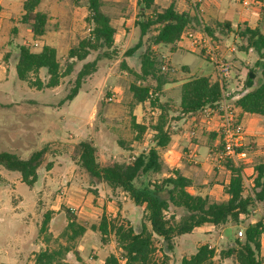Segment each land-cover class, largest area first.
<instances>
[{"label":"rangeland","instance_id":"1","mask_svg":"<svg viewBox=\"0 0 264 264\" xmlns=\"http://www.w3.org/2000/svg\"><path fill=\"white\" fill-rule=\"evenodd\" d=\"M100 2L102 10L111 18L116 28V47L119 53L115 59L99 62L98 75L88 77L72 101H69L67 96L75 86L78 72L83 63L94 60L97 53L93 52L84 62H79L74 71L62 79L58 87L38 89L18 78L16 63L19 45L29 44L33 50H39L42 45H34L33 38L29 37L27 32L18 36L16 32L8 33V29H2L0 34V152H12L26 159L33 152L48 147L44 162L38 171V181L33 187L22 182L20 173L0 167V232L11 233L15 240L7 245L8 247H5L6 243H0V257L8 252L7 255L15 264H35L36 255L46 249L56 253L53 264H88L86 260L90 257L106 261L110 254L115 252H118L117 258L121 260L117 259L118 264H126L121 259L114 234L105 237L107 242L110 241L105 243L99 231L94 230L92 226L99 225L103 213L111 214V217H108L111 220L130 222L135 231H140L145 220L144 209L137 207L129 194L122 190L113 192L105 182L94 179L81 165L79 154L75 150L80 142L92 141L98 150L99 163L105 166L113 162H127L131 156L148 151L155 145L152 143L151 127L158 121L160 110L149 103L133 107L128 87L135 78L122 68L123 61L136 70L140 66L138 54L125 56L127 49L133 46L140 36L134 23L139 11L137 0ZM187 3L191 6L188 1ZM87 4L85 0H69L67 3L61 1L55 5L53 13L63 18L72 13L81 18L87 16ZM65 21L51 23V33L47 34V42L55 45L58 50L63 69L67 65L69 48L76 44L80 37L89 34V26L84 19L81 21L84 26L81 34H54L55 26H69V22ZM245 26L242 24L240 28ZM7 38L10 43L6 41ZM214 39L219 47V54L231 65L233 81L245 82L248 70L255 66L257 53L241 50L240 46L244 43L236 33L226 37L216 35ZM232 46L236 47V51L225 55L227 49ZM156 50L160 54H166L163 48L157 47ZM201 52V56L183 51L168 52V56L175 69L187 66L197 75L214 76V65L207 61L205 51ZM236 60H239L238 65L235 64ZM39 76L47 82L45 70H42ZM261 77L262 73H259L257 81L261 80ZM185 80L186 78H177L169 89L160 93L162 102L170 100L171 111L167 128L172 135L181 137L179 142L185 153L183 162L187 170L193 171L196 184L208 181L206 186L210 187L203 193H209L213 201H223L225 196L217 185L226 182L228 173L225 170L216 173L214 167L205 171L196 143L202 141L207 132L199 129L198 121H192L190 117L185 116L180 118L176 107L179 101L178 91L176 87H171ZM167 93L169 97L165 98ZM113 94L115 98L110 101ZM133 118L149 128L142 143L133 141L136 136L131 123ZM193 131H196L195 135H192ZM121 142L129 145L131 151L123 150ZM189 150L193 153L190 154ZM168 157L169 162H173V154L164 153V159ZM196 160L200 162L195 163ZM262 161L263 159H258L254 162L248 172L251 175L256 174L255 166ZM71 206L77 207L79 212L83 209L90 213L88 216L84 215V218L80 213L82 215L77 222L86 228L83 235H77L72 230L67 232L70 218L77 216L70 210ZM170 213L179 219L183 209L172 206ZM259 221L264 222V207H261V211H253L252 216L246 219L243 225H205L192 233L177 236L173 240V250L168 253L167 264H182L184 257L194 255L204 244L215 250L211 264H238L233 257L222 258L221 254L232 245L235 233L239 238H244L239 232H245L247 224ZM65 248L69 251L66 252ZM156 248L154 264H165L164 245L160 239L156 241Z\"/></svg>","mask_w":264,"mask_h":264},{"label":"trees","instance_id":"2","mask_svg":"<svg viewBox=\"0 0 264 264\" xmlns=\"http://www.w3.org/2000/svg\"><path fill=\"white\" fill-rule=\"evenodd\" d=\"M179 0H171L164 6L157 0H137L139 8L135 26L139 29V39L125 52L126 57L139 54V69H133L123 61L122 68L134 76L128 90L132 95L133 107L149 103L160 110L158 121L151 127L153 139L148 151L133 155L127 162H113L102 166L97 159V147L88 140L80 142L75 150L79 154L81 165L100 182H105L113 192L122 190L129 194L134 204L144 209L145 220L140 231H135L130 222L115 221L104 214L98 226H92L99 231L103 241L114 234L121 259L126 264H154V254L157 251L156 241L160 239L164 245L163 262L169 261L168 253L174 248V238L192 233L205 225L215 227L234 224L240 226L252 216L259 203L264 207V163L255 166L253 194L244 185V166L231 161L224 164L230 172V182L225 188L228 196L223 201H213L209 195L193 194L189 191L194 187L192 179L183 175L180 169H171L163 158L164 150L171 143V134L167 128L170 110V100L162 102L165 87L172 83L170 64L161 57L155 47H169L173 52L186 30H197L201 20L197 13L191 14L178 8ZM263 1V0H258ZM42 0H24L22 23L30 25L35 40L43 38L48 31L50 16L38 8ZM89 16L86 21L90 26L88 36L79 39L67 55L66 68H62L58 50L50 45H43L39 50H33L29 44L19 46L16 63V73L21 81L31 87L55 88L62 79L70 75L79 62H84L91 53H97L94 60L84 62L75 80V86L67 96L69 101L76 98L85 80L99 69L101 60H112L118 55L115 45L116 28L111 18L102 10L100 0H89ZM206 31L214 39L216 35L226 37L235 32L232 24L215 21L205 24ZM243 43L241 50L253 49L260 59H264V34L260 28H250L247 25L236 32ZM215 40V39H214ZM168 66L163 71L162 66ZM261 62H256L247 73L245 86L248 92L241 96L235 105L242 113L264 117V69L261 81L257 83ZM41 70H45L48 80L40 78ZM222 100V86L218 79L211 76H192L185 81L180 90V101L177 109L182 116L194 115L207 107H216ZM178 118V119H180ZM132 128L136 131L134 142L142 143L144 134L149 128L136 122L133 118ZM125 150L131 151L129 145L121 142ZM48 147L33 152L24 159L12 152H0V167L21 175V180L33 187L39 178V168L42 166ZM183 209L178 219L171 214V208ZM49 217H47L48 221ZM245 219V220H244ZM46 227V226H45ZM77 235L86 232L84 226L77 223L76 216L70 218L68 231ZM66 232V233H67ZM264 222L249 223L245 226L244 238L237 233L232 245L222 252V258L233 257L238 264H264L261 255ZM65 251H69L65 248ZM215 250L208 244L201 245L198 251L182 259V264H211ZM56 253L51 250L40 251L36 255L35 264H53ZM106 264H118L117 258L109 256Z\"/></svg>","mask_w":264,"mask_h":264},{"label":"crops","instance_id":"3","mask_svg":"<svg viewBox=\"0 0 264 264\" xmlns=\"http://www.w3.org/2000/svg\"><path fill=\"white\" fill-rule=\"evenodd\" d=\"M61 1L67 3L69 0H42L40 6L38 8L41 12H45L50 16L47 34L51 33V23H58V22L60 23V21L64 22L65 20H66L65 22H69V26L62 25V24H61V27L55 26L53 29L54 34H57V35H60V34L61 35L81 34L82 27H84L81 25V21L83 19L86 21L87 17L89 16L88 4H87V10H88L87 16L77 18L76 16H74V14L70 13L69 16L66 15L63 18V16H60L59 14L53 13V8L55 7V5L60 4ZM85 1L89 3V0H85ZM159 1L160 0H157V4L164 6L166 3L170 2L171 0H162L161 3ZM23 2H24V0H0V9H2L0 11V29H1L0 34L2 32V29H8V33H10V32L15 33L16 32L18 34V36L24 32H27V35L29 37L33 38L34 45L35 44H37V45L41 44L43 46V45L47 44V45L55 47V45L47 42V40L49 38L47 36V34L43 38H41L40 40H35L33 37L32 27L30 25L22 23L21 18H22V15L24 13ZM178 8L181 11H186V12H189L191 14L197 13L199 16V20H201L203 23L206 22L208 25L213 24L215 21L223 22V23L224 22L230 23V24H232V26L235 30V32H233V33H236L239 30L240 26L242 24H245L250 28H256V27L260 28L261 32L264 34V0L263 1H258V0H242V1L241 0H200V2L198 3V5L196 7H193L192 5L188 6V3L186 0H179L178 1ZM86 23H87V21H86ZM88 30L90 33V26L88 27ZM83 33L84 32H82V34ZM80 38H82V37H80ZM6 41L10 43L9 38H7ZM29 41L30 40H28V42ZM115 45H116V37H115ZM155 48H157V47H155ZM159 48H161V47H159ZM163 50L166 51V54H161V57L163 59H165L170 64V66L172 68V72H171L172 83L168 84L164 90L169 89L168 87L170 85L174 84V82L177 80V78H181V79L186 78L185 81H187L190 77L197 75L195 73H192L191 69L187 66H183V67L178 68V69L173 68L171 61L169 59V56H168V52L177 53L180 51L190 52V53H195V54L200 55L202 53L201 50L192 47L191 43L188 40H180L178 42L177 49L173 52L170 50L169 47H163ZM234 51H236V47L232 46L231 48L227 49L225 55L233 53ZM252 51H253V49H249V52H252ZM138 56H139V54H138ZM202 57L204 58V56H202ZM258 61L261 62V66L259 68V73H261L262 70L264 69V62H263L264 59L262 60L258 56L256 58L255 62H258ZM238 63H239V60H236L235 64L238 65ZM244 69H246V67ZM99 71L100 70L95 72L93 75H98ZM176 76H178V77H176ZM197 76H201V75H197ZM211 77L217 79L216 72H215V75L211 76ZM185 81L181 82L178 85H173L171 87V88L176 87L175 89H177V91H178V97H179L178 100L179 101H180L181 86ZM245 81H246V79H245ZM260 81L261 80L257 81V83H259ZM233 82H234L233 81V75H231V78L229 80H227L225 83V90H226V92L230 93L231 102L235 105V102L241 96L246 94L249 89H247V87L245 86V82H243V81L236 82V83L235 82L233 83ZM238 85H240V86H238ZM238 91H240V92H238ZM168 95L169 94L167 93L165 95V98L169 97ZM179 101L177 102V104H179ZM237 109H238L242 123H243L244 128H245V134H244L243 139H242V145H243L242 149L247 151L249 154V158L242 162V165L244 166V171H243L244 185L247 188V187L254 186V178L256 177V174L251 175L248 172L250 166L254 162H256L258 159H263L262 163H264V117L260 116V115L245 114V113H242L240 108L237 107ZM203 111H204V109L201 110L200 112L194 114V115H187L185 117H190L192 121H198L200 124L199 129H202V131L207 132V135L204 136V139L202 141H200L199 143H196L198 146V149H199V157L201 158V160L205 166V171H210L209 169L214 167L213 170L216 171V173L221 172L222 170H225V172L228 173L227 178H226V182L224 184L217 185L221 188V191L225 196L224 200H226L228 198V196L225 192V188L230 182V172L227 171V169L224 166H222L221 168L218 167V164L215 163V161L213 159V152L220 149V147H221L220 143H219V134H218V131L216 130V128H217L216 126H217L218 122L217 123H216V121L213 122L214 127L212 129L207 128L204 124L201 123V114L203 113ZM137 123H139V122H137ZM171 138H172V140H171L170 145L163 152V158H164V153L166 154V152H167V154H170V153L173 154V157H172L173 162H169V157L166 158V160L164 159L165 161L168 162V166L171 169H180L184 176L193 180L194 187H191L189 189V191L191 193L210 196L209 193H203V191L205 189L210 187V186H206L208 181L207 182L205 181L202 184H196L195 175H194L193 171L186 169V166L184 163L185 162V160H184L185 159V153L182 151L183 146H181L180 142H179L181 137L171 134ZM132 145H134V144H132ZM184 148H185V146H184ZM122 149L125 150L123 147H122ZM198 162H200V161L199 160L195 161V163H198ZM247 191H248V189H247ZM82 211L80 210V212L78 211L79 213L76 214L77 215L76 216L77 222L80 221L79 217H81L82 214H83V216H82L83 218H84V215H87V216L90 215L89 212L87 213V210L84 211L82 209ZM80 213H82V214H80ZM78 214H80V216H78ZM104 214H106L108 217H111V214H109V213H103L102 216ZM102 216H101V218H102ZM101 218H100V220H101ZM13 241H15V240H13L11 233L6 234L5 232H0V243H6L5 247H8L7 245L11 244ZM104 242L108 243L110 241H108V242L104 241ZM261 244H262L261 255L264 258V236L262 237ZM7 253L4 256L0 257V264H15L13 261H11V258H9ZM101 253L102 252L100 251L99 254L101 255ZM117 254H118V252L117 253L115 252L114 254H110V256L113 255L117 258L118 257ZM27 258H28V255L25 256L26 261H27ZM117 259L119 261H121L120 258H117ZM86 262L88 264H106L105 260H103L101 258H95V257H90L89 259L86 260Z\"/></svg>","mask_w":264,"mask_h":264},{"label":"built area","instance_id":"4","mask_svg":"<svg viewBox=\"0 0 264 264\" xmlns=\"http://www.w3.org/2000/svg\"><path fill=\"white\" fill-rule=\"evenodd\" d=\"M193 7H196L200 0H187ZM180 40H188L192 47L205 51L208 61L214 65V69L217 75L218 81L222 86V100L216 107H207L201 114V123L207 128L212 129L214 127L213 122L216 121L219 134L220 149L213 152V159L218 167L224 166L228 161L233 162L236 165L242 164L243 161L249 158L247 151L242 149V139L245 134V128L242 123L240 114L237 107L231 102L230 93L225 90V83L231 78V65L223 56L218 52L219 47L216 45L215 40L206 31L205 24L201 21V27L197 30H186ZM162 70H168V66L165 64L162 66ZM115 98L113 94L110 101ZM196 131L192 132L195 135ZM193 151L190 150V154ZM252 187H247L248 192L253 194ZM261 205L256 203L254 212L261 211ZM70 210L74 213H78V208L71 206ZM240 236L244 235L241 230ZM264 236V234H263ZM262 236V237H263ZM126 262L125 259H122Z\"/></svg>","mask_w":264,"mask_h":264}]
</instances>
